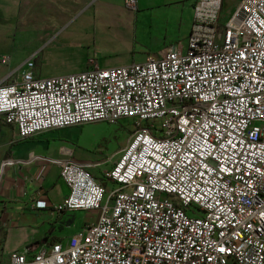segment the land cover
<instances>
[{
  "label": "built area",
  "instance_id": "1",
  "mask_svg": "<svg viewBox=\"0 0 264 264\" xmlns=\"http://www.w3.org/2000/svg\"><path fill=\"white\" fill-rule=\"evenodd\" d=\"M222 4L197 0L187 46L141 63L35 79L30 60L0 84V117L20 140L133 122L103 176L112 191L90 165L62 164L70 191L54 211L95 222L0 264H264V0H241L221 26Z\"/></svg>",
  "mask_w": 264,
  "mask_h": 264
},
{
  "label": "crops",
  "instance_id": "2",
  "mask_svg": "<svg viewBox=\"0 0 264 264\" xmlns=\"http://www.w3.org/2000/svg\"><path fill=\"white\" fill-rule=\"evenodd\" d=\"M123 1L125 0H0V30H5L0 36L6 38V35L23 27L31 19L32 35L36 38L50 28L61 30L71 20L87 14L92 15L95 32L115 27V31L129 36L139 21L163 23L175 28L180 27L183 19L188 22L189 31L197 0H138L136 11L125 8ZM4 39L0 42L6 46ZM180 44L182 43L178 42ZM164 51L153 55L158 56ZM21 57L22 54L17 56L16 61L20 62ZM30 60L28 58L21 64ZM95 64L98 65L97 60L88 61L85 70L78 73L92 69ZM83 127L47 131L36 137L20 140L16 129L5 124L0 117V261L8 260L9 254L28 247L36 252L44 246L62 242L63 233L72 226L68 218L71 213L61 215L54 211L70 191L61 178L62 164L76 161L90 165L89 169L95 179L108 190H113V186L103 179L105 173L112 168L109 159H99L74 144L79 140L74 129ZM118 158L119 154L112 162ZM43 202L46 207H36ZM95 218L94 220L97 219ZM84 219L83 227L91 223V218Z\"/></svg>",
  "mask_w": 264,
  "mask_h": 264
},
{
  "label": "rangeland",
  "instance_id": "3",
  "mask_svg": "<svg viewBox=\"0 0 264 264\" xmlns=\"http://www.w3.org/2000/svg\"><path fill=\"white\" fill-rule=\"evenodd\" d=\"M240 1L224 0L221 26L231 18ZM91 16H79L71 20L65 28H50L36 38L32 35L33 23L30 19L23 27H18V30L6 35L5 39L0 36V40L4 39L6 44L4 46L0 42V84L7 78L10 82H20L26 70L25 63H21L28 58L32 61L35 79L68 76L84 71L87 62L91 60H97L101 68L141 63L149 55L167 50L178 42L187 46L192 29L191 23L188 31V22L184 19L180 27L175 28L163 23L139 21L129 36H123L121 32L115 31V27L95 32ZM4 31L0 30V35ZM21 54V61H16L15 58ZM5 58H10L11 62L2 64L1 61ZM132 129L133 122L128 119H122L114 125L106 122L88 124L79 130L74 129L79 138L78 143L74 144L99 159H113L128 144ZM86 217L91 218L89 221L94 223V218L98 215L88 211L71 213L68 216L72 226L63 233L64 244H67L73 234L83 229Z\"/></svg>",
  "mask_w": 264,
  "mask_h": 264
}]
</instances>
